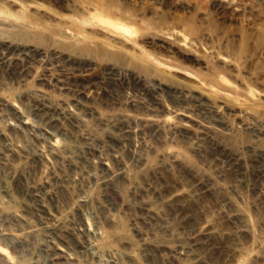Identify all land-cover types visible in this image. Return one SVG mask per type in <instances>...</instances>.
I'll return each mask as SVG.
<instances>
[{
  "label": "rangeland",
  "instance_id": "374dc122",
  "mask_svg": "<svg viewBox=\"0 0 264 264\" xmlns=\"http://www.w3.org/2000/svg\"><path fill=\"white\" fill-rule=\"evenodd\" d=\"M0 264H264V0H0Z\"/></svg>",
  "mask_w": 264,
  "mask_h": 264
}]
</instances>
